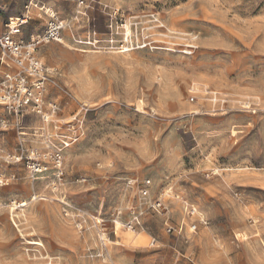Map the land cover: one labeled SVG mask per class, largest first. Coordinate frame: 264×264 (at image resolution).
I'll use <instances>...</instances> for the list:
<instances>
[{"label":"rangeland","instance_id":"1","mask_svg":"<svg viewBox=\"0 0 264 264\" xmlns=\"http://www.w3.org/2000/svg\"><path fill=\"white\" fill-rule=\"evenodd\" d=\"M82 1L0 0V35L66 26L37 52L55 117L0 104V264H264V0Z\"/></svg>","mask_w":264,"mask_h":264},{"label":"built area","instance_id":"2","mask_svg":"<svg viewBox=\"0 0 264 264\" xmlns=\"http://www.w3.org/2000/svg\"><path fill=\"white\" fill-rule=\"evenodd\" d=\"M77 2L78 7L83 4L82 0H77ZM49 16L48 28L40 39L33 38L25 43L15 40V36L20 34L27 21L26 16L19 18L14 24L6 25V32L0 35V63L5 64L6 67H9L10 65L7 63H10L15 67L13 74L7 73L0 79V104L4 105L17 118H21L24 116L23 114L30 112L40 117L44 123L55 117L57 108L50 104L48 111L44 110L43 93L47 82L48 70L38 58L37 52L43 44L58 43L62 31L66 27L54 13ZM249 107L250 105L248 104L247 108ZM2 128L5 129L6 125H2ZM17 160H20V158ZM54 160L57 166L60 167L61 155L59 153L54 156ZM37 170L34 169L35 173H38ZM62 175L63 173H60L58 175L59 178ZM2 184L3 182L0 180V185ZM153 209L159 210L164 214L167 211V208L161 202H155ZM185 210L189 218L194 217L197 213L196 209L189 205L185 206ZM138 224H140L138 218L133 217L124 227L129 231L135 232L134 226ZM165 227L168 234H174V232L179 234L182 232V227L175 228L171 226L168 218L165 219ZM196 230L197 221H194L191 223L190 232L194 233ZM152 241L154 245L156 241Z\"/></svg>","mask_w":264,"mask_h":264},{"label":"bare ground","instance_id":"3","mask_svg":"<svg viewBox=\"0 0 264 264\" xmlns=\"http://www.w3.org/2000/svg\"><path fill=\"white\" fill-rule=\"evenodd\" d=\"M59 1V0H58ZM42 10H45L44 9V7H42L41 9H40V11H42ZM46 12L47 13H49V15H51L52 13H51V10L50 9H46ZM53 12V11H52ZM125 29H126V36L128 37V36H131V29H130V27H129V25L127 24L126 26H125ZM61 43V42H60ZM128 50L127 49H124L123 51H122V53H124V52H127ZM194 86V85H193ZM46 123H48V122H46ZM46 123L43 125V126H45L46 125ZM43 130V129H42ZM67 144V143H66ZM165 195H167V193H165ZM175 199V198H174ZM27 206V203H25V202H22V203H20L19 204V206L18 207H26ZM177 211H179V209L177 208V207H175L174 208V210H173V212L172 213H177ZM181 213V212H180ZM17 216H19V215H17ZM33 244H37V245H41V243H38V242H32ZM218 247H219V249H218V254L219 255H223V251H224V246L222 247V244L220 243V242H218ZM202 261H204L206 264H209V259L208 258H206V259H203ZM217 262V261H216ZM212 264H213V262H212ZM216 264V263H215Z\"/></svg>","mask_w":264,"mask_h":264},{"label":"crops","instance_id":"4","mask_svg":"<svg viewBox=\"0 0 264 264\" xmlns=\"http://www.w3.org/2000/svg\"><path fill=\"white\" fill-rule=\"evenodd\" d=\"M54 1H55V0H54ZM26 9H27V8H26ZM59 9L62 10V11H65V12H69V10H71L72 8H71V5H68V4H60ZM0 10H2V11L0 12V14L4 12V10H3L2 7H0ZM29 14H30V10L27 9V12H26L25 15H23V16H21V17H18V18H16V19L13 20V21H12V20H9V22H7L6 25L14 24L19 18H22V17H24V16L27 17V21H26V23H25V24H27V22H28L29 19H30V15H29ZM58 18H59V17H58ZM59 20H61V21L64 23V20H62L61 18H59ZM25 24H24V25H25ZM6 25H5V26H6ZM23 28H24V26H23ZM23 28H22V29H23ZM22 29H21V30H22ZM5 32H6V31H5ZM5 32H4V33H5ZM4 33H3V34H4ZM20 33H21V31H20ZM17 36H18V35H17ZM15 37H16V36H15ZM31 39H33V38H31ZM28 114H29V113H28ZM21 130H22V128H21ZM4 131H6V130H4ZM18 135H19V134H18ZM4 136H5V138L9 137V135H6V134H5Z\"/></svg>","mask_w":264,"mask_h":264}]
</instances>
